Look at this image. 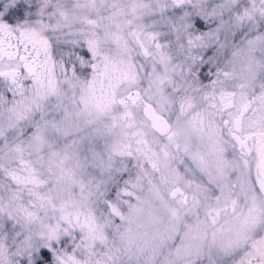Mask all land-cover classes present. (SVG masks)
Returning <instances> with one entry per match:
<instances>
[{
	"label": "clouds",
	"instance_id": "obj_1",
	"mask_svg": "<svg viewBox=\"0 0 264 264\" xmlns=\"http://www.w3.org/2000/svg\"><path fill=\"white\" fill-rule=\"evenodd\" d=\"M0 264H264V0H0Z\"/></svg>",
	"mask_w": 264,
	"mask_h": 264
}]
</instances>
